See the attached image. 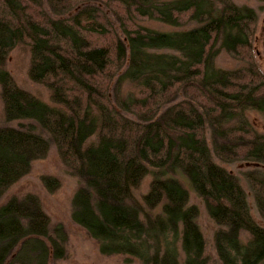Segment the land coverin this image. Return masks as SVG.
<instances>
[{
    "label": "trees",
    "instance_id": "obj_1",
    "mask_svg": "<svg viewBox=\"0 0 264 264\" xmlns=\"http://www.w3.org/2000/svg\"><path fill=\"white\" fill-rule=\"evenodd\" d=\"M253 1L264 2L0 0V198L53 146L78 183L72 220L101 254L208 264L190 189L217 225L221 263L264 264V227L247 199L264 218V131L248 118L256 112L264 122ZM150 19L177 29L141 24ZM17 45L28 47L27 76L49 101L6 68ZM220 50L247 65L216 66ZM19 120L25 125L9 124ZM214 157L244 168L248 194ZM41 182L48 192L59 185L48 175ZM26 196L25 206L15 197L0 205V264H48L64 254L63 226Z\"/></svg>",
    "mask_w": 264,
    "mask_h": 264
},
{
    "label": "rangeland",
    "instance_id": "obj_2",
    "mask_svg": "<svg viewBox=\"0 0 264 264\" xmlns=\"http://www.w3.org/2000/svg\"><path fill=\"white\" fill-rule=\"evenodd\" d=\"M253 6L256 9L257 23H256V34L259 37V42H253V51L261 62L264 61V46L261 45L264 40V2L260 1L254 3ZM142 25L158 29V30H172L177 29L175 26H170L168 24L156 21V20H145L141 23ZM192 24V23H189ZM187 24L186 27L189 25ZM259 53H256V52ZM261 55V58H260ZM216 66L230 69V68H241L246 66V62L239 58H235L232 55L224 51H219L214 59ZM263 63V62H262ZM29 64V51L28 47L25 45H17L10 53L6 62V68L9 70L13 76L15 82L31 91L33 94L38 96L44 101H49L48 90L38 84L31 81L27 76V69ZM125 88V87H124ZM248 118L253 123L254 127L259 131H264V122L262 118L256 112H250ZM24 120L10 122V125L21 126L25 125ZM2 120V103L0 101V126L3 125ZM214 160L221 164L222 166L232 170L239 178L240 183L243 188L247 191V185L241 174V168L239 164L222 163L216 157ZM48 175L55 177L58 180V187L52 192H48L41 182V176ZM150 176L145 177L144 181L138 189L134 192L137 198L143 194L147 189L148 181ZM78 186L75 177L71 176L64 164L59 159L55 148L50 147L47 155L42 158L35 160L29 172L19 178L14 184H12L7 191L0 198V205L5 203L8 199L15 197L20 200L22 206L27 203V194H35L41 203V207L44 212L50 218V224L57 225L61 224L66 231V242L64 245V254L60 258L50 257L48 264H141L138 260L129 259L125 261L124 255H103L98 251L96 242L91 239L86 232L75 224L72 220V206L71 199L74 191ZM187 187V185H184ZM248 203L250 206L251 217L255 220L257 224L264 227V218H262L254 205L252 197L247 195ZM189 203L195 204L198 207V215L196 223L198 224L203 238H204V255L207 258L208 264H222L218 259L215 246H214V233L217 230V225L208 215L204 203L199 197H197L194 192L189 189ZM241 238L244 240L247 237V233L242 232L240 234ZM40 242L37 243V249H41ZM27 251L24 247L22 252V257L32 254V252Z\"/></svg>",
    "mask_w": 264,
    "mask_h": 264
},
{
    "label": "flooded vegetation",
    "instance_id": "obj_3",
    "mask_svg": "<svg viewBox=\"0 0 264 264\" xmlns=\"http://www.w3.org/2000/svg\"><path fill=\"white\" fill-rule=\"evenodd\" d=\"M263 15H264V13H263ZM263 20H264V19H263ZM258 40H259V37L257 36V38H256L255 41L259 42ZM261 45L264 46V40L262 41ZM263 48H264V47H263ZM256 53H259V52L257 51ZM260 58H261V55H260ZM262 62H263V67H264V61H262Z\"/></svg>",
    "mask_w": 264,
    "mask_h": 264
}]
</instances>
